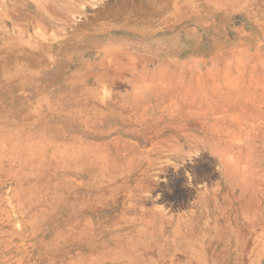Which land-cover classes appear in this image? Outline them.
Masks as SVG:
<instances>
[{
	"label": "rangeland",
	"instance_id": "1",
	"mask_svg": "<svg viewBox=\"0 0 264 264\" xmlns=\"http://www.w3.org/2000/svg\"><path fill=\"white\" fill-rule=\"evenodd\" d=\"M198 1L0 0V264H264V0Z\"/></svg>",
	"mask_w": 264,
	"mask_h": 264
},
{
	"label": "crops",
	"instance_id": "2",
	"mask_svg": "<svg viewBox=\"0 0 264 264\" xmlns=\"http://www.w3.org/2000/svg\"><path fill=\"white\" fill-rule=\"evenodd\" d=\"M200 2L210 6H216L217 8L230 3L228 4V10H231L233 5L232 0H199L198 3ZM158 215L161 221H159V224H155V227L158 229L156 236L163 233L164 237H168L169 241L176 243V245L187 240H199L197 231L201 229L203 220L199 215L192 213L166 214L162 212H158Z\"/></svg>",
	"mask_w": 264,
	"mask_h": 264
},
{
	"label": "bare ground",
	"instance_id": "3",
	"mask_svg": "<svg viewBox=\"0 0 264 264\" xmlns=\"http://www.w3.org/2000/svg\"><path fill=\"white\" fill-rule=\"evenodd\" d=\"M4 4V3H3ZM2 6H4V5H2ZM134 6V5H133ZM160 7V6H159ZM3 8V7H2ZM126 8V7H125ZM154 8H156V5H154ZM133 9V8H132ZM21 10V9H20ZM126 10V9H125ZM149 10V9H148ZM131 11V10H130ZM157 11V10H156ZM2 12V11H1ZM152 12V11H151ZM112 14V13H111ZM107 15V14H106ZM131 15V14H130ZM112 16V15H111ZM3 17V16H2ZM4 17H5V15H4ZM105 17V16H104ZM7 18V17H6ZM116 18V17H115ZM109 19V18H108ZM115 22H116V20H115ZM131 22V21H130ZM124 27V26H123ZM138 27V26H137ZM130 30V29H129ZM20 40H22L21 38H20ZM20 42V41H19ZM18 43V42H17ZM115 44V43H114ZM21 45V44H20ZM18 47V46H17ZM8 48V47H7ZM116 48H118V47H116ZM4 49V48H3ZM6 49V48H5ZM1 50V52H2V49H0ZM17 50V49H16ZM4 52V51H3ZM19 52V51H18ZM8 53H10L9 51H8ZM2 55H3V53H2ZM5 55V54H4ZM9 56V55H8ZM4 59V58H3ZM18 60V59H17ZM14 61V60H13ZM12 61V62H13ZM17 62V61H16ZM5 63V62H4ZM15 63V62H14ZM19 63H20V61H19ZM23 63V62H22ZM21 63V64H22ZM18 64V63H17ZM17 66V65H16ZM18 66H19V64H18ZM23 66V65H22ZM6 67H7V65H6ZM6 67H3V68H6ZM17 68H19V67H17ZM22 68V67H21ZM3 70V69H2ZM2 70L0 69V72H2ZM3 71H5V70H3ZM21 71V70H20ZM11 72V71H10ZM6 72H4V74H5ZM4 74H3V76H4ZM20 74V73H19ZM1 75V77L3 78V76H2V74H0ZM18 75V74H17ZM7 76H4V78H6ZM5 80V79H4ZM9 80V79H8ZM7 101H8V98H7V95H6V93H5V90H2L1 92H0V116L1 115H3L5 112H6V110H7ZM2 127V126H1Z\"/></svg>",
	"mask_w": 264,
	"mask_h": 264
}]
</instances>
